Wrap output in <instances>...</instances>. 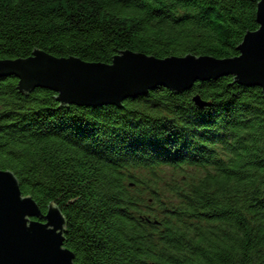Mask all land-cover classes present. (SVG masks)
Listing matches in <instances>:
<instances>
[{
  "label": "trees",
  "instance_id": "16d2710c",
  "mask_svg": "<svg viewBox=\"0 0 264 264\" xmlns=\"http://www.w3.org/2000/svg\"><path fill=\"white\" fill-rule=\"evenodd\" d=\"M259 1L0 0V59L233 58ZM17 82L0 78V168L59 207L74 262L264 264L260 86L227 75L92 107Z\"/></svg>",
  "mask_w": 264,
  "mask_h": 264
},
{
  "label": "water",
  "instance_id": "95a60500",
  "mask_svg": "<svg viewBox=\"0 0 264 264\" xmlns=\"http://www.w3.org/2000/svg\"><path fill=\"white\" fill-rule=\"evenodd\" d=\"M255 31H247L233 58L211 55L166 56L122 50L111 62L56 57L35 49L27 58L0 59V78L14 75L23 93L51 89L63 104L118 106L156 86L188 90L199 80L231 75L247 86H260L264 97V0L257 3ZM191 69H197L192 71ZM196 105L203 104L195 96ZM65 216L54 203L45 213L32 196L21 193L15 174L0 168V264H71L64 247Z\"/></svg>",
  "mask_w": 264,
  "mask_h": 264
},
{
  "label": "snow or ice",
  "instance_id": "6c2138e0",
  "mask_svg": "<svg viewBox=\"0 0 264 264\" xmlns=\"http://www.w3.org/2000/svg\"><path fill=\"white\" fill-rule=\"evenodd\" d=\"M192 71H195L197 69H191ZM69 264H71V257H69Z\"/></svg>",
  "mask_w": 264,
  "mask_h": 264
}]
</instances>
